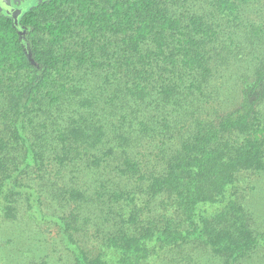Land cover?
Returning <instances> with one entry per match:
<instances>
[{
    "label": "trees",
    "instance_id": "1",
    "mask_svg": "<svg viewBox=\"0 0 264 264\" xmlns=\"http://www.w3.org/2000/svg\"><path fill=\"white\" fill-rule=\"evenodd\" d=\"M260 5L0 15V220L48 227L66 264H264Z\"/></svg>",
    "mask_w": 264,
    "mask_h": 264
},
{
    "label": "rangeland",
    "instance_id": "2",
    "mask_svg": "<svg viewBox=\"0 0 264 264\" xmlns=\"http://www.w3.org/2000/svg\"><path fill=\"white\" fill-rule=\"evenodd\" d=\"M40 3H43V0L39 2L37 0H0V15L11 18L18 26L23 15ZM260 7L264 12V7L262 5ZM260 184H264V181ZM261 187L263 189L261 196L254 197L255 206L259 211L261 210L259 203L264 202V187ZM259 215L260 219L264 220V211ZM47 228H36L22 220L14 224L0 220V264H36V262L39 264L37 257L44 256L43 249L40 247L41 241L49 247L48 254L53 258L51 264H66L68 258L64 260L62 256L60 257L65 253L62 248L58 251L56 233ZM24 251H26L25 254Z\"/></svg>",
    "mask_w": 264,
    "mask_h": 264
},
{
    "label": "flooded vegetation",
    "instance_id": "3",
    "mask_svg": "<svg viewBox=\"0 0 264 264\" xmlns=\"http://www.w3.org/2000/svg\"><path fill=\"white\" fill-rule=\"evenodd\" d=\"M39 1H41V0H37V2H39ZM45 1H48V0H43V2H45ZM37 6V5H36Z\"/></svg>",
    "mask_w": 264,
    "mask_h": 264
}]
</instances>
